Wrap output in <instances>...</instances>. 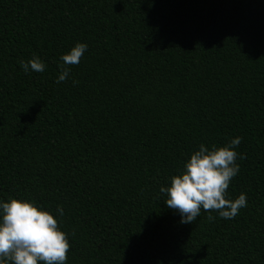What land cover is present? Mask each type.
Masks as SVG:
<instances>
[{
	"label": "trees",
	"instance_id": "trees-1",
	"mask_svg": "<svg viewBox=\"0 0 264 264\" xmlns=\"http://www.w3.org/2000/svg\"><path fill=\"white\" fill-rule=\"evenodd\" d=\"M33 55L43 72L21 68ZM237 136L226 198L247 207L181 223L161 187L200 144ZM10 197L58 220L67 264H264V0H0Z\"/></svg>",
	"mask_w": 264,
	"mask_h": 264
},
{
	"label": "clouds",
	"instance_id": "clouds-1",
	"mask_svg": "<svg viewBox=\"0 0 264 264\" xmlns=\"http://www.w3.org/2000/svg\"><path fill=\"white\" fill-rule=\"evenodd\" d=\"M87 47L86 43L78 42L60 56L63 63L59 65L57 83L67 80L68 66L79 64ZM20 66L25 73L45 69L36 55L27 62L21 61ZM241 140L237 136L224 146L200 144L180 173L170 177V185L161 187L160 192L167 196L166 206L180 214L181 223L195 222L202 209L217 212L223 219H233L241 208L247 207L244 193L235 200L226 198L230 182L239 172L238 153L234 148ZM57 211L63 216L61 206ZM207 219L214 221L216 217L209 214ZM70 247L68 234L61 230L50 212L28 200L10 197L7 202H0V264H67Z\"/></svg>",
	"mask_w": 264,
	"mask_h": 264
}]
</instances>
